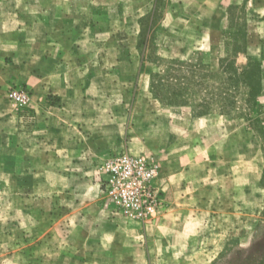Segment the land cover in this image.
I'll return each mask as SVG.
<instances>
[{"label":"rangeland","instance_id":"1","mask_svg":"<svg viewBox=\"0 0 264 264\" xmlns=\"http://www.w3.org/2000/svg\"><path fill=\"white\" fill-rule=\"evenodd\" d=\"M262 4L0 0V264H237L264 247ZM250 61L259 93L240 86L228 114L219 99L200 119L202 95L180 106L154 94L177 63L203 65L219 88L222 64ZM122 152L170 178L153 218L105 205L101 168Z\"/></svg>","mask_w":264,"mask_h":264},{"label":"trees","instance_id":"2","mask_svg":"<svg viewBox=\"0 0 264 264\" xmlns=\"http://www.w3.org/2000/svg\"><path fill=\"white\" fill-rule=\"evenodd\" d=\"M155 15L151 20V26ZM149 42L146 39L144 45ZM226 75L219 88L208 85L209 74L199 63H177L165 75H158L152 83L154 94L169 105L187 106L189 99L194 95H202L201 102L196 105L195 113L198 117L209 115L211 100L219 99L221 112L230 113L236 105V92L240 86L249 89V101L254 99L261 87V66L258 62L250 61L239 71L232 62L222 64ZM211 88L213 90H211ZM254 252L242 250L238 256L237 264H264V247H258ZM262 252V253H261ZM257 253L259 256H257ZM261 255V256H260Z\"/></svg>","mask_w":264,"mask_h":264},{"label":"built area","instance_id":"3","mask_svg":"<svg viewBox=\"0 0 264 264\" xmlns=\"http://www.w3.org/2000/svg\"><path fill=\"white\" fill-rule=\"evenodd\" d=\"M9 97L20 108L30 100L24 89H13ZM160 163L153 156L118 153L101 168L102 195L107 207L138 220L153 218L164 205L163 191L156 184Z\"/></svg>","mask_w":264,"mask_h":264},{"label":"crops","instance_id":"4","mask_svg":"<svg viewBox=\"0 0 264 264\" xmlns=\"http://www.w3.org/2000/svg\"><path fill=\"white\" fill-rule=\"evenodd\" d=\"M262 6L264 7V4H262ZM2 37H0V68H4L5 66L8 65V57L5 56L4 53H2ZM11 48V47H10ZM1 79V77H0ZM1 83H2V80H0V86H1ZM0 91H1V88H0ZM209 115H206V116H203L201 117L200 119H204V118H207ZM185 172V171H184ZM156 184L160 187V189L163 191V198L166 201V197H167V192L169 191V189L171 188V184H170V178H169V181H156ZM173 190V188H172Z\"/></svg>","mask_w":264,"mask_h":264}]
</instances>
